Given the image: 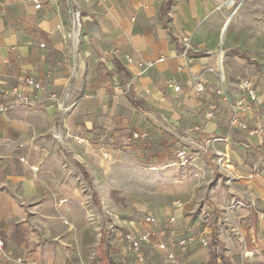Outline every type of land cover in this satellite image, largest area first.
<instances>
[{
	"label": "crops",
	"instance_id": "crops-1",
	"mask_svg": "<svg viewBox=\"0 0 264 264\" xmlns=\"http://www.w3.org/2000/svg\"><path fill=\"white\" fill-rule=\"evenodd\" d=\"M71 1L81 15L82 58L88 71L94 69L85 77L79 72L83 59L72 66L66 49L68 17L64 0H39V9L32 0H0V90L16 86L35 99L30 110L19 107L0 113V239L10 254L16 250L30 252L34 247L35 254L29 253L30 257L39 252L47 264L97 262L104 225L91 239L80 238V233L72 231L85 220L80 208L82 198L78 178L66 175L59 143L53 136L58 140L63 137L69 150L77 149L76 140L92 142L100 132L112 138V121L118 124L127 119L130 124L140 110L136 105L137 109L130 112L123 103L126 79L130 78L132 84L146 83L157 91L166 77L174 76L172 70L181 62L178 49L182 38L189 37L195 52L217 53L218 58L222 55L221 32L227 23V48L231 51L253 53L251 47L264 40V0H171L165 12L167 0ZM227 10L230 15L225 18ZM242 38L253 42H241ZM212 60L210 56L200 58L195 69L212 65ZM141 62L151 63L153 69L139 72ZM206 77L216 86L212 74ZM25 79L38 83L43 91L28 87ZM184 88L191 86L187 82ZM50 95L59 99V105L49 100ZM199 103L193 100V105ZM139 113L152 121L146 113ZM197 122L193 126L195 142L215 137L214 121L201 117ZM31 167H37V171L32 172ZM90 199L99 207L95 194ZM117 226L128 230L135 223L122 221ZM15 229L27 231V240L13 242ZM202 241L176 246V253H189L184 264L203 250L206 244ZM249 243L255 246L253 235H249ZM108 257L112 259L110 250ZM0 264L13 263L0 257Z\"/></svg>",
	"mask_w": 264,
	"mask_h": 264
},
{
	"label": "rangeland",
	"instance_id": "rangeland-1",
	"mask_svg": "<svg viewBox=\"0 0 264 264\" xmlns=\"http://www.w3.org/2000/svg\"><path fill=\"white\" fill-rule=\"evenodd\" d=\"M64 1L70 30L73 16L79 9L73 1ZM229 15L227 10L225 18ZM75 28L79 33L81 27ZM229 31L230 25L225 31L220 58L217 53L195 52L191 41L186 46L182 38L178 49L181 62L172 70L174 76L166 77L157 91L146 83L135 81L132 84L130 78L126 79V87L122 90L128 111L135 108L130 103H136L139 111L146 113L154 124L177 137L183 145L179 150L194 154L187 166H170L171 160L156 162L139 150L134 140L129 139L127 119L118 124L116 120L112 121L115 133L112 138H109L110 134L100 132L92 138L94 142L76 140L79 145L76 150H69L63 137L61 140L52 138L59 143V157L66 175L78 178L77 187L82 198L80 208L85 220L72 231L80 233V238L91 239L94 234H99L104 224L101 232L114 264H135V261L133 254L120 252V246L114 245L108 235L114 232L111 225L120 231H139L145 228L146 215L155 219V224L149 228L153 246L145 251L147 264H169L154 245L171 237L185 239L184 245L201 240L206 244L187 264H207L211 250L223 253L230 264H264V144H260L257 136L237 126L229 128L228 124L236 103L242 100L246 111L239 114L240 118L246 121L249 129L260 126L264 139V40L259 46L251 47L253 53L231 51L227 48ZM242 41L253 42L246 38ZM65 45L74 66L82 58L80 33L75 49L69 40L65 39ZM207 56L212 57V65L195 69L196 62ZM82 59L79 72L85 77L94 69L88 71L84 57ZM144 68L151 71L153 65L141 62L137 66L139 72ZM208 73L215 77L216 86L207 79ZM194 77L203 84V92H195ZM187 82L191 88H184ZM175 86L180 87L177 93H174ZM193 100L199 101V105H193ZM207 114H212L207 121L216 124V134L211 139L220 141L209 143L211 139H207L197 143L193 126L198 125L201 117L205 120ZM115 147L117 149H113ZM91 194L98 197L99 207L91 201ZM172 217L176 224L169 225L168 220ZM256 217L258 223L255 225ZM122 221L134 222L135 226L128 230L117 226ZM249 235L254 236L253 247ZM118 241L120 239L116 238ZM34 249L30 252L16 250L17 253L11 255L26 264H47L39 252L30 257L29 253L35 254ZM184 254L176 253L181 264L189 255Z\"/></svg>",
	"mask_w": 264,
	"mask_h": 264
},
{
	"label": "built area",
	"instance_id": "built-area-1",
	"mask_svg": "<svg viewBox=\"0 0 264 264\" xmlns=\"http://www.w3.org/2000/svg\"><path fill=\"white\" fill-rule=\"evenodd\" d=\"M33 3L35 4V9L40 8V3L39 0H32ZM52 1V0H48ZM53 1H58V0H53ZM71 1V0H67ZM229 5H233V3L230 1ZM80 11L77 10V12L73 16V28L75 27H81L80 24ZM190 39L188 37H185L183 39L184 45L188 46L189 45ZM41 48L44 47L43 44L40 45ZM159 62H162L163 59H159ZM193 81V88L195 92L201 93L204 91L203 84L201 81L197 78L194 77L192 78ZM25 83L28 87L32 88L35 91H43V87L39 85L38 83L34 82L31 79H25ZM180 91L179 86L174 87V93H177ZM0 93L3 94L4 101L3 103L0 104V113H5L7 111L15 110L16 108H23L26 110H30L33 108L35 99L29 96L25 91L20 89L19 87H11L3 92L0 90ZM220 94L219 92H217ZM49 100L52 103H56L59 105V99L55 95H50ZM248 108V107H247ZM61 109H63L61 107ZM246 108L243 106V101L240 100L236 103V106L234 108V115L228 119V124L230 128L233 126L239 127L241 130H245L248 134L250 135H255L258 137L260 144H264V139H263V130L261 129L260 126H257L254 129H249V126L247 125L246 121L244 119L240 118L239 114H242V112H245ZM206 119H211L212 114H207L205 116ZM133 138H140L143 137L144 134L134 132ZM220 141V139L213 138L209 141V143L217 142ZM194 154L191 151H186V150H177L175 159L172 160L169 164L170 166H175V167H185L189 164L191 157H193ZM21 162H26L25 159L21 158ZM32 172L37 171V167H31ZM144 226L145 228L135 231V232H122L120 230H116L114 225H111L114 229L115 233V238L117 239H122L125 241V244L119 248L120 252L124 251H129L131 254L134 255V261L135 264H146V253L145 251L153 246L151 244V232L149 230L150 227H152L155 224V219L151 215H146L144 217ZM169 225H174L176 224V220L174 217L170 218L168 220ZM186 243L185 239H179L175 237H171V239L159 242L154 245L156 251L162 253L166 259V261L169 264H181L180 260L177 258L176 253H175V247L176 246H183ZM0 257L13 263V264H26L20 259H15L10 253H8L5 249V243L3 240L0 239Z\"/></svg>",
	"mask_w": 264,
	"mask_h": 264
},
{
	"label": "trees",
	"instance_id": "trees-1",
	"mask_svg": "<svg viewBox=\"0 0 264 264\" xmlns=\"http://www.w3.org/2000/svg\"><path fill=\"white\" fill-rule=\"evenodd\" d=\"M171 4L172 1L167 0L163 12H165L166 9H169L171 7ZM3 101H4L3 94L0 93V104L3 103ZM131 105L137 109L135 103H131ZM137 130H141L144 136L140 138H133L132 134L134 132H137ZM128 135L130 140H134V144L137 146L139 150L147 153L148 156L152 157L153 160H155L156 162H161L165 160H174L176 151L183 148V145H181L177 137H175L173 134L167 131L162 130L151 120L142 116L139 113V111H136L133 117H131ZM113 149H117V147ZM254 223L255 225L258 223L257 217L254 219ZM16 230L17 229L14 230V233L12 235L13 242L18 244L20 242H24L25 240H27L28 238L27 231L20 232ZM122 232H126V231L124 230ZM108 235L112 238V242L116 247L123 246L125 244V241L122 239H120V242L119 241L116 242L114 232ZM109 250L110 249L107 243H105L104 239L101 237L97 250L98 253L97 262L99 264L113 263L112 259L108 257ZM220 262H222L223 264H230L228 259H225L221 254L214 253L211 250L209 252L207 264H220Z\"/></svg>",
	"mask_w": 264,
	"mask_h": 264
},
{
	"label": "bare ground",
	"instance_id": "bare-ground-1",
	"mask_svg": "<svg viewBox=\"0 0 264 264\" xmlns=\"http://www.w3.org/2000/svg\"><path fill=\"white\" fill-rule=\"evenodd\" d=\"M64 33H65L64 35H65L66 40H69L71 42L73 49H75L78 43V36H79L78 30L76 28H73L72 26V29L70 30L64 29Z\"/></svg>",
	"mask_w": 264,
	"mask_h": 264
},
{
	"label": "water",
	"instance_id": "water-1",
	"mask_svg": "<svg viewBox=\"0 0 264 264\" xmlns=\"http://www.w3.org/2000/svg\"><path fill=\"white\" fill-rule=\"evenodd\" d=\"M232 14H233V13H231V16H232ZM227 24H228V23H227ZM227 24L224 26V28H223V30H222V32H221V42H222V40H223V36H224L225 30H226V28L228 27Z\"/></svg>",
	"mask_w": 264,
	"mask_h": 264
}]
</instances>
